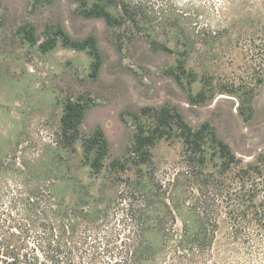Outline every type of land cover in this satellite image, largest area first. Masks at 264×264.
<instances>
[{
    "label": "rangeland",
    "instance_id": "obj_1",
    "mask_svg": "<svg viewBox=\"0 0 264 264\" xmlns=\"http://www.w3.org/2000/svg\"><path fill=\"white\" fill-rule=\"evenodd\" d=\"M80 1L0 0V159L16 155L90 217L110 211L120 241L132 211L157 248L162 228L194 234L214 212L209 264H264V235L231 233L264 225L253 220L264 205V0ZM61 27L97 38L98 74L88 49L42 48ZM70 104L79 122L65 130ZM178 111L193 132L206 124L198 141Z\"/></svg>",
    "mask_w": 264,
    "mask_h": 264
},
{
    "label": "trees",
    "instance_id": "obj_2",
    "mask_svg": "<svg viewBox=\"0 0 264 264\" xmlns=\"http://www.w3.org/2000/svg\"><path fill=\"white\" fill-rule=\"evenodd\" d=\"M77 1L82 6L81 1ZM83 14L101 17L108 25L117 24V20L114 22L109 13L101 9H86ZM58 40L92 52L98 74L102 62L95 37L74 39L61 27L52 32L42 48L45 51L52 49ZM146 108L149 106L143 109ZM77 112L75 105L68 106L63 118L65 130L76 127L80 115ZM178 113L182 126L198 141L206 124L193 132L183 114ZM98 130L108 144L104 130ZM220 144L226 153L233 158L238 157L227 142L220 139ZM27 164L20 166L16 155L0 159V264H209L214 256L218 230L217 225L210 223L214 212L203 213L208 226L194 234L187 227L181 230L173 226L162 228L164 240L157 248L145 238L142 214L132 211L124 218L129 232L126 239L120 241V230L113 232L107 224L112 215L110 211H100L99 215L90 217L83 209L77 210L64 201L55 200L49 185ZM246 213L239 212L237 217ZM254 215L253 220L260 222L259 215L264 216V205L263 210ZM237 217L235 220L238 221ZM247 227L237 223L231 233L234 238L247 234V239L264 235V225L258 224L253 230ZM260 247L257 243H248L250 251Z\"/></svg>",
    "mask_w": 264,
    "mask_h": 264
},
{
    "label": "water",
    "instance_id": "obj_3",
    "mask_svg": "<svg viewBox=\"0 0 264 264\" xmlns=\"http://www.w3.org/2000/svg\"><path fill=\"white\" fill-rule=\"evenodd\" d=\"M228 97H230V96H228V95H225V94H221V95H219L217 98H216V100H218V99H220V98H228ZM235 152V151H234ZM236 153V152H235ZM237 154V153H236ZM237 156H238V154H237Z\"/></svg>",
    "mask_w": 264,
    "mask_h": 264
},
{
    "label": "flooded vegetation",
    "instance_id": "obj_4",
    "mask_svg": "<svg viewBox=\"0 0 264 264\" xmlns=\"http://www.w3.org/2000/svg\"><path fill=\"white\" fill-rule=\"evenodd\" d=\"M86 16V15H85ZM88 17V16H87ZM72 38H74L68 31H66ZM89 36H93V37H95L94 35H89ZM89 36H87V37H89ZM86 37V38H87ZM86 38H84V39H86ZM96 38V37H95ZM74 39H76V38H74ZM96 41H97V38H96ZM98 44V43H97ZM101 59H102V57H101ZM102 62V61H101Z\"/></svg>",
    "mask_w": 264,
    "mask_h": 264
}]
</instances>
